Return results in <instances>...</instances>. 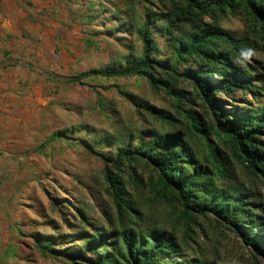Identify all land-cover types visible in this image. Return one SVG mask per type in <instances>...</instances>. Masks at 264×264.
I'll use <instances>...</instances> for the list:
<instances>
[{"label": "rangeland", "instance_id": "rangeland-1", "mask_svg": "<svg viewBox=\"0 0 264 264\" xmlns=\"http://www.w3.org/2000/svg\"><path fill=\"white\" fill-rule=\"evenodd\" d=\"M176 1L0 0V264H91L95 254L84 241L96 231L106 236L116 218L106 170L141 218L137 229L174 234L178 264H264V178L246 171L216 135L208 138L225 167L216 187L248 195L257 224L234 226L213 213L185 224L179 209L158 197L151 166L119 157L120 149L131 152L150 141L162 127V111L180 119L176 132L188 135L177 105L194 112L204 128L213 124L204 95L186 80L163 87L146 76L90 74L133 62L143 51L144 14L167 12ZM160 23L148 21L152 56L168 59L171 40ZM219 26L259 55L248 64L249 92L214 93L225 112L244 116L264 106V48L241 18L227 17ZM189 135L199 156H208L205 141Z\"/></svg>", "mask_w": 264, "mask_h": 264}, {"label": "trees", "instance_id": "trees-1", "mask_svg": "<svg viewBox=\"0 0 264 264\" xmlns=\"http://www.w3.org/2000/svg\"><path fill=\"white\" fill-rule=\"evenodd\" d=\"M169 9L144 14L146 19L139 29L143 51L133 62L127 61V65L119 69L112 67L90 74L105 78L146 76L152 85L163 87L171 81H191L204 95V101L215 117L214 123L204 128V123L194 112L178 105L177 108L183 114L187 132L205 141L208 156H199L189 134L176 132L180 119L162 111L158 116L162 127L154 132L150 141L138 144L131 152L120 149L119 157H130L136 162L139 159L151 166L159 186L158 197L179 209V221L190 224L193 216L213 213L234 226H252L257 221L251 219L255 210L244 201L248 195L243 197L230 192V186L216 187L215 181L222 180L220 176L225 167L220 151L208 135H216L246 171L264 178V106L244 116L237 111L230 115L214 97L215 92L228 97L235 92L247 93L254 78L249 65L242 68L234 63L239 50L248 47L249 43L222 30L220 22L227 17L241 18L264 48V0H178L171 2ZM149 20L161 22L160 27L170 37L171 56L168 59L152 56L154 47ZM156 63L158 73H155ZM179 66L184 67L183 71H179ZM158 74L165 80L156 78ZM210 76L220 82L212 86L207 82ZM167 126L170 129H166ZM106 180L115 207V224L106 236L96 231L84 241L83 248L95 254L87 261L91 264H178L181 245L174 234L164 229H137L136 222L141 218L134 216L136 211L131 199L123 194L119 181L110 170H106ZM105 242L109 244L105 245ZM249 245L260 250L252 240ZM95 247L101 249L97 251Z\"/></svg>", "mask_w": 264, "mask_h": 264}, {"label": "clouds", "instance_id": "clouds-1", "mask_svg": "<svg viewBox=\"0 0 264 264\" xmlns=\"http://www.w3.org/2000/svg\"><path fill=\"white\" fill-rule=\"evenodd\" d=\"M254 59H259L257 50L252 47H243L239 50L238 57L234 60V63L242 68L247 67L252 63Z\"/></svg>", "mask_w": 264, "mask_h": 264}]
</instances>
